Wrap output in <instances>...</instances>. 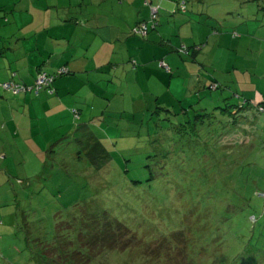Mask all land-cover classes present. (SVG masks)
I'll list each match as a JSON object with an SVG mask.
<instances>
[{
    "label": "rangeland",
    "instance_id": "374dc122",
    "mask_svg": "<svg viewBox=\"0 0 264 264\" xmlns=\"http://www.w3.org/2000/svg\"><path fill=\"white\" fill-rule=\"evenodd\" d=\"M230 28L226 45H197V76L218 74V89L177 100L167 90L160 105L152 96L122 101L128 113L111 114L110 128L96 131L101 147L92 159L82 131L47 142L0 130V264H80L82 256L91 257L88 264H264V112L254 106L264 102V55L247 43L231 45ZM194 47L178 51L192 55ZM184 75L175 78L182 94ZM138 102L144 114H134ZM188 102L210 105L213 119L194 127ZM105 211L142 243L78 253L81 227Z\"/></svg>",
    "mask_w": 264,
    "mask_h": 264
},
{
    "label": "crops",
    "instance_id": "0c3cea01",
    "mask_svg": "<svg viewBox=\"0 0 264 264\" xmlns=\"http://www.w3.org/2000/svg\"><path fill=\"white\" fill-rule=\"evenodd\" d=\"M145 1L0 0V83L15 80L32 84L41 70L52 73L61 66L70 70L56 78L53 91L12 95L0 87L3 136L48 142L63 141L74 130L82 131L92 159L101 147L96 131L104 124L110 128L111 114L128 113L122 101L128 105V98L133 104L136 97L152 96L160 105L159 99L168 91L176 100L181 95L203 98L205 89L218 84L216 73L214 80L197 76L198 65L194 63L200 48L190 56L178 51L180 45H226L224 34L235 26L231 45L247 43L264 55V0H186L187 11L176 13L171 12L174 6L178 8L175 0H151L161 6L159 29L143 38L131 29L150 21ZM173 13L178 16L172 17ZM238 29H242L241 34ZM180 54L184 56L178 57ZM157 61L166 62L171 73ZM190 65L196 69L188 74L183 67L189 69ZM183 73L189 88L182 94L177 92L175 78ZM188 103L209 112L210 105ZM136 106L134 114H144L142 104ZM148 110L146 103L145 112ZM75 111L82 121L79 125L72 122Z\"/></svg>",
    "mask_w": 264,
    "mask_h": 264
},
{
    "label": "trees",
    "instance_id": "16d2710c",
    "mask_svg": "<svg viewBox=\"0 0 264 264\" xmlns=\"http://www.w3.org/2000/svg\"><path fill=\"white\" fill-rule=\"evenodd\" d=\"M184 4H185L184 10L181 8V6L178 5V8H176L174 10V13H176L177 11L186 12L187 11V1L184 2ZM158 13H159V11H158ZM158 13H157L156 24H155L156 26L154 28H156L158 25ZM131 32H132V29H131ZM137 36H140V35H137ZM140 37H142V36H140ZM143 38H145V37H143ZM197 48H199V47L195 46L194 50H196ZM134 64H136V62ZM63 67L68 69V70H67V72L60 73L59 70H61V68H63ZM39 72L37 73V75L35 77V81L32 84H29V83L25 84V83L17 82L15 80L4 81V82H9V81L11 82L12 81L15 84L21 86L22 88H25L26 89L25 91L22 90V92H18L17 94H14L13 92H11L9 90H5L2 87V83H4V82L0 83V87L12 95L26 94V93L35 94L36 91L34 89L30 90L29 88L35 86V82L37 81V77L39 75ZM47 73L49 75L54 76V81L52 83V86H53V84H54V82L58 76L68 74V73H70V70L67 66H61V67L57 68V70H55V72H52V73L47 72ZM52 86L50 89L49 88H43L42 90L53 91ZM211 88L217 89L218 84L215 83V84L211 85ZM42 90H40V92H38L36 94L41 93ZM250 102L253 103V100H246L245 99L244 103L240 104L239 110L251 107ZM254 106L257 108V110L259 112H261V113L264 112V102L261 103L260 105H255V103H254ZM190 109L194 110V112L197 113V116L195 117L196 122L195 123L190 122L191 124L194 125V127H197L199 123H204L205 118L213 119V117H214L213 114H211L210 112H206L205 109L196 110V109H194V107H190ZM234 110L236 111V109H234ZM149 111H150V109L147 111V113ZM183 111H185V114H188V112H189L186 109H184ZM75 112L79 115V113L77 111H75ZM75 112H74V116H75ZM201 112H203V113H201ZM202 114H204V115H202ZM232 114H233V112H232ZM189 121H191V120H189ZM189 121L185 120V124H188ZM262 195L264 196V193H262ZM93 215L94 216L91 218L90 221L89 220L86 221V218H85V221H86L85 223H87V225H90V227H87V228L81 227L79 234H81V242L83 244L80 245V249H78L79 250L78 253L81 252V250H88L91 253H95V255L97 256L101 253H105V252L110 251V250L132 249L133 247L140 246V243H142L141 240L138 239V237L135 235V233L128 226H126L124 223L120 222L119 220L113 218L107 211H105L103 213H97V214L93 213ZM175 233H177V232H175ZM175 233H173V234H175ZM87 237H91V238L84 241V238L86 239ZM171 237H173V236H171ZM148 247L149 246H147V248ZM58 249H60V248H57V250ZM58 251L60 252V250H58ZM146 255H148L149 257L152 256V254L150 255L149 253H147ZM53 256H54V254H53ZM90 260H91V257L85 258L82 256L80 264H86V263L88 264V261H90Z\"/></svg>",
    "mask_w": 264,
    "mask_h": 264
},
{
    "label": "built area",
    "instance_id": "2783aa9c",
    "mask_svg": "<svg viewBox=\"0 0 264 264\" xmlns=\"http://www.w3.org/2000/svg\"><path fill=\"white\" fill-rule=\"evenodd\" d=\"M145 4L147 6H149L151 9V19L149 22H141V23L137 24L136 26H134L132 28V33L135 35H140V36L146 38L149 34L150 29L154 28L156 26L155 24H156L157 13H158L161 6L159 4H154L153 2H151L149 0H146ZM178 5L181 6V8L183 10L185 9L184 2H182ZM160 65L167 68V70L170 69L169 66L164 61H161ZM67 70L68 69L63 67V68H61V70H59V72L63 73V72H67ZM53 81H54V76L49 75L45 70H41L39 72L38 77H37V81L35 82V86L30 87L29 89L30 90L34 89L36 91L35 93H38L43 88H49L50 89ZM2 87L5 90H9V91L13 92L14 94H17L18 92H22V90L23 91L26 90L25 88H22L21 86L15 84L12 81L2 83ZM75 116L78 117V114L76 112H75Z\"/></svg>",
    "mask_w": 264,
    "mask_h": 264
}]
</instances>
